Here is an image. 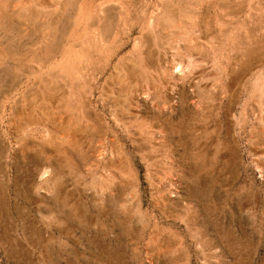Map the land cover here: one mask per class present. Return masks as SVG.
<instances>
[{
  "label": "rangeland",
  "instance_id": "1",
  "mask_svg": "<svg viewBox=\"0 0 264 264\" xmlns=\"http://www.w3.org/2000/svg\"><path fill=\"white\" fill-rule=\"evenodd\" d=\"M179 2L200 36H145L152 7L135 0L129 33L89 38L66 102L44 97L58 86L28 102L10 154L24 170L50 155L57 173L33 200L14 193L11 158L8 184L0 167L8 205L38 206L0 213V264H264V0L227 24ZM40 117L57 144L22 157L16 135Z\"/></svg>",
  "mask_w": 264,
  "mask_h": 264
},
{
  "label": "bare ground",
  "instance_id": "2",
  "mask_svg": "<svg viewBox=\"0 0 264 264\" xmlns=\"http://www.w3.org/2000/svg\"><path fill=\"white\" fill-rule=\"evenodd\" d=\"M134 1L0 0V167L4 174L2 177L7 179L8 184L11 181L8 173V162L11 158V168L15 173L12 187L16 196L34 200L33 191L37 188H45V185H49L50 181L54 179V176H52V173L56 172L53 165L54 161L52 162L51 157L48 158L50 155H46L57 144V132L54 131L57 129H53L51 118H45L42 121L40 117V119H32L25 123L22 134L16 135V150L20 152L22 157H25L24 150L29 148L46 152V157L33 156L30 160L35 161L25 170L18 162L16 153L12 156L10 154L13 142L9 139V131L12 130L11 128L15 123L22 122V116L31 107L28 102L41 96V92L48 89L49 86H58L60 90L56 93L46 92L44 94L45 98H59L63 101L68 99L69 87L76 83V80L78 81L72 73L75 65L78 64L85 68L89 38L93 39L95 46L100 50L106 40L119 35L121 23L126 26L123 32L129 33L131 30L127 23L133 14ZM143 1L145 3L144 7H152L151 25L158 23L161 28L154 30L150 26L147 31H142L145 36L156 33L167 34V37L168 33H176L177 36L179 34H182L181 36L183 34L185 36L186 34L200 36V30L196 27L190 30L183 28L181 23L184 24L187 15L185 16L186 13H184V8L179 0ZM205 2H207V6L213 5L218 8L217 18L225 24L242 15L243 8L241 4L243 0L240 1V4L238 2V7L235 10L233 9V0H205ZM195 4H199V0H195ZM170 17H174L175 22L179 20L180 25L178 23L176 28H171V23L169 28ZM43 88L44 90H42ZM65 105L61 106L64 108ZM30 114H33V112L31 111ZM46 116L51 117L53 115L47 114ZM63 119L61 120L64 121ZM46 159L50 161V164L45 166ZM7 191L8 187H6ZM8 202L4 195V188L0 186V213L8 212L10 209L15 211H20L23 208L38 209V206L32 203L22 208L19 205L11 207Z\"/></svg>",
  "mask_w": 264,
  "mask_h": 264
}]
</instances>
